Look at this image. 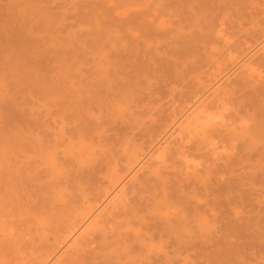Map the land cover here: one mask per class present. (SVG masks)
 Masks as SVG:
<instances>
[{"label": "rangeland", "instance_id": "1", "mask_svg": "<svg viewBox=\"0 0 264 264\" xmlns=\"http://www.w3.org/2000/svg\"><path fill=\"white\" fill-rule=\"evenodd\" d=\"M263 38L264 0H0V264H46L196 93ZM258 56L255 76L233 74L218 97L225 127L209 122L205 139L183 124L189 142L143 171L113 222L60 264H264Z\"/></svg>", "mask_w": 264, "mask_h": 264}, {"label": "bare ground", "instance_id": "2", "mask_svg": "<svg viewBox=\"0 0 264 264\" xmlns=\"http://www.w3.org/2000/svg\"><path fill=\"white\" fill-rule=\"evenodd\" d=\"M220 29H222V28H220ZM221 34L223 35V32L219 33L220 36H222ZM231 34L232 33H229V35H231ZM229 35H228V37H229ZM224 37L225 36H223V38ZM218 38H220V37H218ZM221 40L222 39H220L219 42ZM225 41H228V40L225 39L224 42ZM255 43H257V42H255ZM222 46H224V45H222ZM224 49H226V48H224ZM226 51H227V49H226ZM247 52H248V54H246V56H244L242 58L240 57L239 59L237 58L236 60L234 59L235 61L234 60H233L234 62L232 61L233 63H231L232 64V65H230L231 67L230 68H227L228 71H225L224 70L225 72H221V74L217 78L215 77L216 80H214V81L212 80L213 82L210 83V85L207 86V88H205V90L201 93V95H199L198 93H196L197 96H198L196 98L197 100H194V102L192 100V102H193L192 105L189 106L187 109H185L184 113H182V115L179 116L180 117L179 119L178 118L175 119L177 121L174 122V124L168 129V131L166 133L164 132L165 133L164 135H162L161 137L159 136L160 139L155 144H153L152 147L148 148L149 149L148 152L146 150L145 151L146 153H143V155H140L142 157L141 158L138 157V159H137L138 161L137 160H134V162L136 161V163H134L135 165L132 166V169L131 170L128 169V171L125 174L126 176L124 175V177H123L124 179L122 177H120L122 179H119L120 181L118 180L119 182L116 183V185H114L115 183H112L114 185V187L113 186H110V187H113V188H111V190H110V188H109V190L106 189L108 191H107V193L105 192L106 195L104 196L105 199L102 200L103 202H101V203L99 202V205L96 204L97 206L94 207L93 210H91V212H89L86 216L84 215L85 217L82 219V221L81 222H78L79 224L81 223L80 225L77 224L75 227L71 228V231L68 234V236L67 237H64L65 239L63 240V243H61L59 245V248H57L58 251H55L56 253L55 254L53 253L54 254L53 256L47 257L49 259L46 260V262H47L46 264H60L61 263V260L64 259L65 256L70 255L72 252L73 253L74 252L76 253V251L80 252L79 251L80 249H83L84 250V248H82V247L86 244V242L91 237L90 235H91L92 231L93 232L94 231H98V230H95V229H99L98 227L100 225H102V224L105 225V224H107L109 222V220H112L111 218L108 217L109 215H112V214H110V211L117 209V207L119 208L120 204H123L129 198L128 197V196H130V195H128L129 194V188L132 190V187H130V186H132V185L134 186L133 183L135 182V184H136V181H139L138 179H141V178H138V177L140 175H142L143 173H145L143 171H146V169H151V168H153L155 170L157 169L156 171H158V169H161V166H163L165 164L167 158L169 157V154H172L171 152L173 151V149H176L175 147L180 146V145L183 147V142H185L184 140H187L188 138L184 139V137H186V136H184V137L182 136L181 137L179 135V133H180L179 130L181 131L182 126L188 125V124L189 125L193 124V126H186L185 127V128H187V127L190 128L191 127L190 129L187 128V129H189V131L193 130V128H199L200 127V130L199 129H196V130L194 129L195 132L193 134H191L192 131L190 133L187 132L186 133L187 137H188V133L191 134V135H197V136L203 135L201 137H204L209 132V129L213 128L211 126H215L214 128H216V126L219 125V126H217L218 129H220V127H222V128L225 127V125L227 124V118L226 117L227 116H230V115H227V114H229V112L228 113H224V109L223 108H225L226 106L224 105L225 106L224 107L223 105H220L221 102L218 103L219 102L218 100H220L218 97L220 95H222L220 93L224 92L223 89H226V86H228V85H225V84L227 82H229V79H231V77L233 76V74H235V73L238 72V74H236V75H240L239 73L241 71V72H243V74H246L247 72L248 73L250 72L249 74H253V76H255V74H256V73H254L255 68H253V67H255L254 66V65H256L255 63L260 60L256 56H258V54L260 52L261 53L264 52V38L262 39V41L260 43L258 42V45H255V47L253 46V49L252 48L248 49ZM258 57H261V56H258ZM240 76H242V75H240ZM256 76L257 77L259 76L260 79H263V77L261 76L260 73H257ZM260 79H258V80H260ZM223 95H225V94H223ZM222 103H223V101H222ZM213 104L216 105L215 106L216 109H213V108H215ZM219 106L220 107L223 106V108H222L223 111H222L221 108H220L221 110L218 108ZM218 109H219V111L218 112H214L215 114L214 113L213 114L211 113L214 110L217 111ZM211 110H213V111H211ZM220 111H222V112H220ZM196 113H198V114L196 115ZM193 115H196L197 117L196 118H193V117H195ZM203 117H205V118L203 119ZM192 118L195 119V120H197V121H195L196 123L194 122V120H192ZM206 118L208 120H205ZM181 120H182V123L181 122L179 123V121H181ZM201 120L203 122H206V121L207 122L203 124V123H201ZM229 120L232 121V118H230ZM209 122H211L212 125L210 127H207V126L210 125ZM235 122H237V121H235ZM235 122H233V123H235ZM194 123L196 124V126H195ZM199 123L200 124H203L204 126L202 127V125H200ZM229 124H232V123H229ZM169 126L170 125H168V127ZM234 126H235V124H234ZM203 129H205V130L208 129V131L204 134L205 130H203ZM197 130H199L198 133H196ZM164 131H165V129H164ZM211 131H212V129H211ZM213 131L218 132L217 129H215ZM216 132H215V134L218 135V133H216ZM199 133H203V134L199 135ZM191 135H189V139L193 138V137H191ZM219 136H221V133H219ZM159 137H155L154 139L159 138ZM205 137H206L205 139H207L208 136H205ZM193 140H196V139L194 138ZM187 141L189 142V140H187ZM177 144H179V145H177ZM215 146H217V145H215ZM212 148H214V149H211V150H213L215 152H217V150H219L218 146L217 147H213L212 146ZM189 150H187V151H189ZM211 150H209V151H211ZM174 151L176 152V150H174ZM224 151H226V150H224ZM182 153L186 154V151L185 152H182ZM182 153H180V154H182ZM184 154H182V155H184ZM182 155H181V157H184L183 162H185L184 163V166L186 167V169L188 170V172H189V170H190V173L191 172L194 173V172L201 171V168H199L200 167V164H195V163H200L199 161H196L195 163L190 162V161H195V160H192V159H188L187 160L186 158H188V155H184V156H182ZM212 156L214 157V154ZM217 156H221V154L219 155L217 153ZM190 157H192V156H190ZM195 157H197V159H198L199 156H195ZM213 157L211 159H213ZM223 158H226V157H223ZM223 158L220 159V160H223ZM217 160H219V159H217ZM202 169H204V168H202ZM202 172H205V171H202ZM198 174H200V173H198ZM99 200H100V198L98 199V201ZM95 203H97V201ZM121 206H123V205H121ZM118 210L119 209H117V211ZM113 213H115V212L113 211ZM111 222H113V220ZM8 228H10V226ZM63 261H65V260H63Z\"/></svg>", "mask_w": 264, "mask_h": 264}]
</instances>
